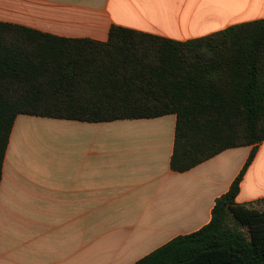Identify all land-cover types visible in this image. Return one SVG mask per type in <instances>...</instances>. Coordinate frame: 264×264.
Here are the masks:
<instances>
[{"label":"crops","instance_id":"1","mask_svg":"<svg viewBox=\"0 0 264 264\" xmlns=\"http://www.w3.org/2000/svg\"><path fill=\"white\" fill-rule=\"evenodd\" d=\"M262 19L264 0H0V23L103 43L113 27L185 42ZM176 123L18 116L0 184V264H135L208 225L253 151L236 202L264 200V142L180 173ZM31 125L65 133L66 152L22 153Z\"/></svg>","mask_w":264,"mask_h":264},{"label":"trees","instance_id":"2","mask_svg":"<svg viewBox=\"0 0 264 264\" xmlns=\"http://www.w3.org/2000/svg\"><path fill=\"white\" fill-rule=\"evenodd\" d=\"M20 115L88 123L176 115L171 167L180 173L261 144L264 19L185 42L113 27L103 43L0 23V184ZM254 157L208 225L135 264H264V209L236 202Z\"/></svg>","mask_w":264,"mask_h":264},{"label":"rangeland","instance_id":"3","mask_svg":"<svg viewBox=\"0 0 264 264\" xmlns=\"http://www.w3.org/2000/svg\"><path fill=\"white\" fill-rule=\"evenodd\" d=\"M23 133L31 139L33 149L27 150L22 147V153L39 152V153H59L66 152L67 138L66 134L54 132L50 128L41 125H31L26 127ZM253 208L264 209V203H254Z\"/></svg>","mask_w":264,"mask_h":264}]
</instances>
